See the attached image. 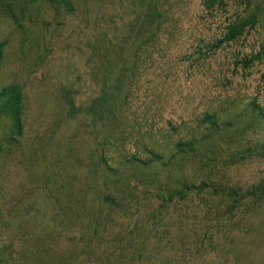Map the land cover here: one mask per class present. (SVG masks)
Returning a JSON list of instances; mask_svg holds the SVG:
<instances>
[{"label": "rangeland", "instance_id": "374dc122", "mask_svg": "<svg viewBox=\"0 0 264 264\" xmlns=\"http://www.w3.org/2000/svg\"><path fill=\"white\" fill-rule=\"evenodd\" d=\"M68 1L0 0V86L25 83L0 264H264V0H154L140 46L149 0ZM63 89L81 106L105 89L109 116H67Z\"/></svg>", "mask_w": 264, "mask_h": 264}, {"label": "trees", "instance_id": "16d2710c", "mask_svg": "<svg viewBox=\"0 0 264 264\" xmlns=\"http://www.w3.org/2000/svg\"><path fill=\"white\" fill-rule=\"evenodd\" d=\"M51 4H59V0H45ZM61 3L68 9H71V3L68 0H61ZM8 7L11 11L12 19L15 23L20 26L16 14L12 11L10 4L7 2ZM12 5V4H11ZM162 13L158 4L154 0H149L147 3L142 5L139 14L135 18V21L131 23L128 27L129 37H134L138 39V45L140 46L144 42H147L148 38L145 35H152L150 32L151 28L158 29L160 24H162L163 19L160 17ZM254 20V16L248 15L247 17L234 21L227 25L226 39H234L237 35L241 34L244 31V28L249 25V23ZM150 32V33H149ZM146 39L140 41L142 37ZM4 47L5 41H0V67L4 57ZM264 50V46H263ZM258 55L252 56L249 61L257 58ZM247 62V61H246ZM121 78L118 79L116 84H120ZM118 88V87H117ZM62 101L65 106V113L69 117H74L79 114H83L86 117L92 119V122L101 121L109 116L108 112L110 104L109 101L113 100L107 94V91L104 89V93L99 96H96L87 106H81L76 103L74 96L68 89L62 90ZM59 95V96H61ZM24 113H25V83L19 82H10L6 85L0 86V118H7L9 120V129L1 139H0V154L2 151L3 144H13L19 137L22 136L24 131ZM263 117L264 114L260 113ZM188 143L178 142L176 144L179 150H184V146H187ZM190 144V143H189ZM187 150V149H186ZM155 156V155H154ZM157 156V155H156ZM155 156V157H156ZM112 195H107L105 199L112 201Z\"/></svg>", "mask_w": 264, "mask_h": 264}]
</instances>
